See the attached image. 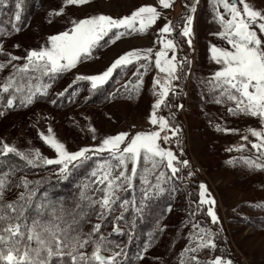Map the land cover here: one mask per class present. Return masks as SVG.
<instances>
[{
	"label": "snow or ice",
	"instance_id": "snow-or-ice-1",
	"mask_svg": "<svg viewBox=\"0 0 264 264\" xmlns=\"http://www.w3.org/2000/svg\"><path fill=\"white\" fill-rule=\"evenodd\" d=\"M90 2L62 0L61 7L50 10L48 16L55 18L66 15L68 6H84ZM197 2L192 0L185 5L182 27L167 21L157 30V42L160 45L154 53L157 75L151 83L152 95L156 98L149 116L151 125L156 126L153 130L136 131L134 134L120 131L103 136L97 144L70 151L65 143L56 138L49 126L47 134L38 132V136L54 151V158L42 155L39 149L21 151L0 140V264H132L126 255L127 245L111 237L127 235L131 241L137 217L143 219L152 203L165 193L171 198L177 191L175 180L184 183L193 175L189 170L187 178L178 176L181 166L189 167V161L179 159L170 147H163L162 144H171L174 140L183 152L181 129L168 98L170 95H180L175 82L183 79L184 69L191 65V61L187 56L178 57V45L169 37L179 28V34L186 38L189 48H192V13L196 11ZM8 3L9 0H0V8ZM158 3L167 9L172 6L173 0H158ZM253 4L264 9V0H253ZM253 4L246 0H211L213 20L219 26L213 35L225 46L210 45L211 59L219 68L207 82L211 85L210 91L218 90L214 102L228 105L229 115L259 120L261 127H247L241 139L250 142L260 155L255 159L243 156L239 159L249 169L264 170V163L258 162L264 158V36L258 35L264 34V10H257ZM22 6L23 0H15V21L21 20ZM161 16L162 13L156 7L142 5L128 15L118 17L97 13L71 18L65 30L49 35L43 46L27 50L24 57L6 52L0 41V55L7 57L5 61H0V71L9 64L12 67L8 76L0 81V116L5 115L3 109L13 108L17 99L20 106L26 107L36 99L48 96L49 89L58 78L75 69L78 64L92 59L95 51L121 38L145 34ZM48 22L51 23V19ZM12 31L18 32L20 27L13 23ZM9 35L11 32L0 27V36ZM21 59L24 61L22 64L13 63ZM152 63V47H133L118 55L102 72L75 75L71 83L56 95L63 97L73 85L81 81L89 83L88 92L91 95L112 77L114 70L119 69L123 73L129 65H134L136 71L132 75L135 81H125L106 97L114 99L117 94L127 92L131 99L133 94L140 93L144 74ZM78 91V88L73 89L69 99L75 98ZM50 102L55 104L56 100ZM162 106L169 110L168 118L157 115ZM87 127L92 139L96 140V129L91 124ZM215 128L226 133L239 131L220 124H216ZM249 135L255 140L249 141ZM244 149L245 144H237L227 150L242 152ZM9 154L23 161V167L11 162ZM227 163L234 164L236 160ZM48 165L55 166L52 170L61 179H67L81 168L85 169L83 178L77 184L79 191L71 201L53 199L48 191L36 198L37 186L43 181L29 180L26 175L16 178V174L24 168ZM13 187L22 190L15 199L5 200L6 192ZM129 191L132 193L131 198L121 196V193ZM193 203L195 208L191 207ZM215 203L207 186L201 182L198 202L189 201V208L186 209L188 215L181 221V226L191 224V229L186 237L188 242L179 254L180 264H233L230 259L220 255L203 260L198 255L205 250L211 253L217 249L215 241L219 233L207 224L201 226L195 218L203 206L208 205L207 216L213 224H218ZM129 208L132 210L131 220L124 215ZM171 211L172 204L169 203L155 220L153 230L148 233L134 260L145 258L148 249L158 239V234L167 227L161 224V220ZM92 217H95V223H92ZM121 221L125 227L120 226ZM106 222L112 224V231L108 234L102 230ZM88 224L91 227L86 231L85 225Z\"/></svg>",
	"mask_w": 264,
	"mask_h": 264
},
{
	"label": "rangeland",
	"instance_id": "rangeland-1",
	"mask_svg": "<svg viewBox=\"0 0 264 264\" xmlns=\"http://www.w3.org/2000/svg\"><path fill=\"white\" fill-rule=\"evenodd\" d=\"M44 1L47 0H36V7L23 30L14 31L10 37L2 41L6 52L19 57L26 56L27 50L43 46L49 35L65 30L71 18H83L85 15L97 13L118 17L128 15L142 5H152L162 13L157 23L145 34L121 38L95 51L92 59L78 64L75 69L63 74L57 79L56 91H62V87L70 84L77 74L102 72L118 55L133 47H152L153 63L144 74L140 93L133 94L131 99L128 98L127 92L117 94L114 99L106 97L125 81H135L136 78L132 75L136 71L134 65H129L123 73L119 69L114 70L112 77L100 86L101 96L91 100L92 102L88 101L87 90L85 94L78 91V95L68 99L64 107L53 105L49 96L42 102L36 99L26 107L20 106L19 99L15 100L14 107L3 109L5 115L0 116V140L14 145L21 151L39 149L42 155L54 158V151L38 136V132L47 134L49 126L56 138L65 143L70 151L97 144L103 136L120 131L134 134L136 131L153 130L156 126L151 125L149 116L156 98L152 95L151 83L153 77L157 75L154 66V53L160 48L157 42L159 37L157 30L167 21L177 24L178 16L182 18L186 12L182 3L187 5L192 0H173L172 6L167 9L161 7L158 0H91L88 5L68 6L66 15L55 18H50L48 12L59 9L62 0H48L46 8L39 10V7L45 4ZM246 2L253 4V0ZM253 6L257 7V10H264L260 9L258 4ZM220 11L223 12V9L221 8ZM192 15L193 46L189 48L187 45L181 49L178 46L177 50L178 57L187 56L191 65L184 70L183 79L175 82L176 90L180 95L175 97L170 95L168 98L181 129L184 150L181 152L174 140L171 144H162V146L170 147L179 159L189 161L188 168L181 166L182 176L187 178V173L191 170L193 175L189 179L196 181L197 189L199 190V184L203 182L216 201L214 210L219 217V223L211 222V224L223 234L229 258L226 257L227 254L214 253L215 250L210 253L205 250L206 259L220 255L224 259H230L233 264H264V207H256L264 206V170L249 169L239 159L241 156L255 159L260 155L251 147V143L242 140L241 136L245 134L244 130L247 127L259 129L261 125L257 118L231 116L227 112L228 105L214 102V95L218 94V90L210 91L211 85L207 81L219 65L211 59L209 47L211 44L225 45L213 35L219 30V26L213 20L211 0H198L196 11ZM50 19L51 23L48 22ZM258 35L264 36L261 33ZM17 44L18 48L15 47ZM6 59V56L0 55V61ZM23 62V59L13 61L20 64ZM11 70L9 64L0 71V81L8 76ZM87 85L89 88L88 82ZM4 102L6 103V100ZM177 105L183 107L177 108ZM164 111L161 107L157 115L166 117ZM89 124L96 129V140L92 139V133L88 130ZM216 124L239 131L237 133L217 131ZM254 140L255 138L249 135V141ZM237 144H245V149L242 152L227 150ZM233 159L236 163H227ZM258 162L264 163V158ZM187 179L184 184L188 182ZM175 184L177 191L171 198L168 193H165L164 197L161 196L165 199V205L160 207L159 211H163L167 204H172V211L166 213L161 220V224L167 227L163 233L158 234V239L148 249L145 258L141 260L133 258L132 264H176L177 250L187 244L186 237L191 224L181 226V221L188 215L186 209L189 208V203L182 187L183 183L179 185L175 180ZM120 226L125 227L122 224Z\"/></svg>",
	"mask_w": 264,
	"mask_h": 264
},
{
	"label": "trees",
	"instance_id": "trees-1",
	"mask_svg": "<svg viewBox=\"0 0 264 264\" xmlns=\"http://www.w3.org/2000/svg\"><path fill=\"white\" fill-rule=\"evenodd\" d=\"M48 1V0H47ZM45 2V4H42L39 7V10H44L47 6L48 2ZM183 7H185L184 2L182 3ZM34 7H36V0H23V6H22V12H21V20L20 21H15V0H9V3L5 6H3L2 8H0V27L7 29L9 32H11V35L14 33V31H12V24L16 23L19 27L20 30H23L28 22H29V17L30 15L33 13L34 11ZM178 16L177 18V24H179L181 27L183 25V21L182 18ZM180 29L176 28L175 29V33L171 34V37L169 38H173L177 45L179 46V48H184L186 47L188 44L186 43V39L184 37H182L180 34ZM176 34V35H174ZM9 36H0V41H3L4 39L10 37ZM187 68V67H186ZM185 68V69H186ZM184 69V70H185ZM12 71V70H11ZM10 71V72H11ZM9 72V73H10ZM58 80H56L53 84L52 87L49 89V98L51 100H56V103L53 104L55 106H66V103L68 102L69 99V93L73 90L78 88L79 89V93L83 92L84 94L86 93L85 90L88 91V85L86 81H81L78 82L77 85H73L72 89H69L68 92L65 93V95L63 97H58L55 96L56 93L58 92L56 91V86L58 85ZM69 85V84H68ZM67 85V86H68ZM67 86L62 87V90L65 89ZM83 89V90H82ZM101 91L100 88L98 91H94L91 95H89V92H87V97H88V101L91 100H96L97 98H99L101 96ZM100 95V96H99ZM5 96H7V94H5ZM55 96V97H54ZM47 97V96H46ZM46 97L43 98H38L40 102L44 101ZM92 102V101H91ZM163 107V106H162ZM164 108V113L166 115V118L169 117V110L165 107ZM184 150V149H183ZM9 158L11 162L16 163L17 165L23 167V161H21L18 157L12 156L11 154H9ZM55 166L54 165H48V166H44V167H37V168H24V170L22 172H18L16 174V178L18 179L19 176L21 175H26L27 179L29 180H41L43 181L39 186H37V194H36V198H39V196L44 192V191H48L49 194L52 196L53 199H59V198H64L66 201H71V199L73 198V196L75 194L78 193V187L77 184L78 182L83 178L84 174H85V169L81 168L79 170H77L75 173H73L72 175L68 176L67 179H61L59 177V175H57L56 173L53 174V170ZM182 171H180L179 173H177L179 176L183 175L181 174ZM199 177V176H198ZM188 182H186L185 184L183 183V185L181 184L180 180H176V182L179 185H182L183 189H184V193L186 194V200L189 203V201H193V202H198L199 200V190L197 189L196 186V181L195 180H191V179H187ZM194 186V188H192ZM22 189H17L15 187H13L10 191L6 192L5 194V200H13L16 198L17 194L19 191H21ZM132 193L129 192H123L121 193L122 197H126V198H131ZM164 197V195H163ZM165 205V199L160 197L158 200L154 201L151 205V207L144 213L143 219H140L139 217H137L136 219V228L135 231L133 233V239L131 241L128 240V236L127 235H114L111 238L118 240L120 242H122V245L126 244V255L127 258L132 261L134 258V255L137 253L138 249H140L142 247V245L144 244V242L146 241L147 237H148V233L152 231V226L154 228L155 226V220L160 216V213L162 211H159L160 207H163ZM207 205L203 206V209L199 212V214L196 215V220L197 217L199 218L198 221L200 222L201 226H204L205 224H207L213 231H217L215 227V225L211 224V220L210 217L207 216ZM192 207L195 208V204H192ZM125 217L129 220L132 219V210L129 208L128 212H126ZM187 217V216H186ZM111 220V217L108 218V221ZM92 223H95V217L91 218ZM120 224L124 225V222L121 221ZM139 226V229H138ZM91 227V224L85 225V230H89ZM105 234L111 233L112 231V224L111 222H106L104 228L102 229ZM125 231H127V228H125ZM219 233L218 237L216 238L217 241V249L214 251V253H224L225 255L227 254V244L225 243L224 239H223V234H221V232L217 231ZM185 247V245H183L181 248H179L176 252V264H180V258H179V254L182 251V249ZM107 255V253H105ZM200 259H206L207 254L203 251L201 253L198 254ZM227 258H229V255H226Z\"/></svg>",
	"mask_w": 264,
	"mask_h": 264
}]
</instances>
